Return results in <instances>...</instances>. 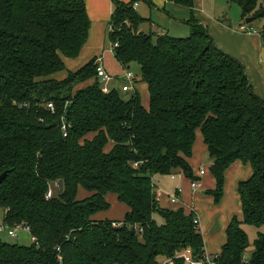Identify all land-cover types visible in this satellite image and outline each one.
I'll return each instance as SVG.
<instances>
[{"label": "trees", "instance_id": "obj_1", "mask_svg": "<svg viewBox=\"0 0 264 264\" xmlns=\"http://www.w3.org/2000/svg\"><path fill=\"white\" fill-rule=\"evenodd\" d=\"M135 1L112 0L108 39L124 69L137 65L148 107L136 90L104 93L95 58L54 77L65 69L62 58L77 57L88 38L82 0H0L1 220L28 225L35 238L25 245L0 234V264H185L187 250L194 261L210 264L196 213L161 207L153 181L175 170L198 180L187 161L198 129L216 182L206 193L215 202L233 161L252 169L237 186L242 219L229 222L212 264H264V230L248 251L242 227L264 228V99L203 24L190 18L183 37L146 32L140 27L149 19L138 14ZM168 1L193 6V0ZM223 1L237 5L243 20L252 18L245 25L260 22L264 45V0ZM79 186L89 195L76 198ZM108 192L128 206L119 225L91 218L109 207Z\"/></svg>", "mask_w": 264, "mask_h": 264}, {"label": "crops", "instance_id": "obj_2", "mask_svg": "<svg viewBox=\"0 0 264 264\" xmlns=\"http://www.w3.org/2000/svg\"><path fill=\"white\" fill-rule=\"evenodd\" d=\"M82 1L85 4L86 12L90 19L88 38L77 57L62 58L65 69L57 72L54 77L62 79L68 72L75 71L90 59L100 58L106 70L113 76L111 80L120 82L122 86L126 83L122 78L126 69L115 59L111 43L108 39L110 18L113 10L112 0ZM118 1L129 3L132 0ZM143 1L147 3L148 7L142 5ZM137 2L138 5L135 7V10L146 13L149 19L148 22L144 23L146 24L145 28L141 25L143 29H146V26L149 24L152 26L158 24L153 20V12L158 13L162 20L166 18L167 22L170 23L171 12L169 10H173V8L169 6H173L174 3L168 0H137ZM221 8L219 0H193V6L189 10L190 15L187 19L192 18L203 24L216 46L243 65L253 92L258 97L264 99V45L261 42L260 34L256 30L260 26V22L258 21L256 24L253 22L252 26H247V29H240V25H243L245 22L242 17L240 20H237L236 25H232L231 19L222 21L219 18L222 12ZM169 29L164 27L158 32L169 33ZM107 47L111 50L106 51L109 50ZM134 90L140 94L142 105L148 107L147 84L136 77L132 89L123 92L129 95ZM88 136H91V134ZM110 149L111 144L108 143L105 146V151H109ZM187 161L193 176L198 178L199 186L197 188L191 187L190 179L185 177L181 171L175 170L173 171L174 177H171V174H169L167 175L168 177L166 176L168 179L162 182L163 187L167 186V184L170 185L168 190L161 186L160 181L163 176L156 175L153 177L155 192L161 207L173 209L182 207L186 213L191 210L196 213L204 243V253L206 257L211 259L212 256L220 252L222 245L225 243L226 228L232 218L242 219V208L237 186L239 181L250 177L252 169L249 163H244L240 160L233 161L224 171L223 193L220 200L215 202L213 196L206 193V191L215 188L216 182L209 169L211 161L199 129L196 130L192 152ZM201 168H204L203 175L199 174ZM155 178H157L158 183L155 182ZM178 187L181 188V192L178 194L179 201L171 202V194H167V191H171L173 194ZM88 195V191L81 186L78 187L76 198L82 199ZM106 200L109 203V207L93 213L91 218L96 221L105 219L117 222L123 221L128 211V206L120 202L116 194L112 192L106 194Z\"/></svg>", "mask_w": 264, "mask_h": 264}, {"label": "rangeland", "instance_id": "obj_3", "mask_svg": "<svg viewBox=\"0 0 264 264\" xmlns=\"http://www.w3.org/2000/svg\"><path fill=\"white\" fill-rule=\"evenodd\" d=\"M219 3H220V7H222L221 8L222 12L220 13L219 18L223 20L224 17H226V19L224 21L231 19L232 25H236L237 20L241 19L239 7L235 4L227 5L223 0H219ZM142 5H146L148 7L147 3L144 1L142 2ZM209 6H210V4H209ZM169 7L173 8V10L168 9L171 12V13L169 12L171 15L170 23L167 22L166 18H165V20H162L159 17L160 15L158 13L153 12V15H152L153 20L156 21L158 24H155L153 26L147 25L146 26L147 28L143 29V30H145L146 32H150V30L152 32H158L159 30H162L165 27V28H170L169 34H172L174 36H182V37L186 36L190 31L189 19H187L188 16L190 15L189 9L182 7V6H178L176 4H173V6L170 5ZM138 13L140 16H142L144 18H148V15H146V13H144V12L141 13L140 11ZM256 23L257 22L255 21V24ZM145 25L146 24H142V26L144 28H145ZM171 25H172V27H171ZM107 48L109 49V47H107ZM110 50L111 49L106 50V51H110ZM130 71H132V73L134 75L137 74V71H138L137 65L132 64L130 67ZM99 84H101V83L99 82ZM112 87L117 91V93L120 96H128V95H126L127 94L126 92H123L121 90V83L120 82H118L116 80L109 81V88L113 89ZM161 176H163V178L160 181V183H161V186L163 187L162 182L166 181L168 179L167 178L168 176L167 175H161ZM154 180L156 183H158L157 178H155ZM163 188L164 189L166 188V190H168L170 188V185L167 184V186H165ZM167 192H168L167 194H172L171 191H167ZM2 216H3V212H2V209L0 208V219L2 218ZM155 218L158 222L161 221V217L156 215ZM243 229H245V232L247 233L248 240L250 243V246L248 247V251H249L251 249V243H252L253 239L256 237L257 231L259 229L264 230V228H257V227L252 226V225L244 224ZM0 234L9 243H19V244H25V245L31 243L30 236L27 233H25L23 230H18L16 236H9V235H7L6 232H0ZM213 257L214 256H212L211 259ZM185 264H189V263L186 262ZM194 264H201V262H195Z\"/></svg>", "mask_w": 264, "mask_h": 264}, {"label": "built area", "instance_id": "obj_4", "mask_svg": "<svg viewBox=\"0 0 264 264\" xmlns=\"http://www.w3.org/2000/svg\"><path fill=\"white\" fill-rule=\"evenodd\" d=\"M138 5V2L135 1L133 3V7L135 8ZM240 29H247V25L243 24L240 25ZM112 47V45H111ZM95 76L98 80V82H100L101 84V89L104 93L109 92L111 89L109 88V81H111V79L113 78V76L106 70L103 62L101 61L100 58H97L95 60ZM122 78L126 81L125 84H123L121 86V90L122 91H128L130 89H132V85L134 83V79H135V75L132 73V71L130 70H125ZM47 108H49L50 110H53V105L52 103H48L47 104ZM63 135H66V127L63 124L61 126ZM199 174L203 175L204 174V168H201L199 170ZM171 177H174V173H171ZM190 185L193 188H197L199 186V182L198 180H191L190 181ZM181 192V188H176L175 192L173 194L170 195V201L171 202H178L179 201V196L178 194ZM47 196L51 195V191L49 190L46 193ZM121 222H116L115 224L119 225ZM18 230H23L24 232L28 233V235L30 236L31 241H34L35 238L33 236L30 235V227L28 225L19 223V224H15L12 226H9L7 224H5L2 220L0 221V232H6L7 235L9 236H16L17 235V231ZM189 250L186 251L185 254H183L184 259L186 262H188L189 264H194L196 261H194L190 255H189ZM205 260L207 263L212 264V260L209 259L208 257H206L205 255Z\"/></svg>", "mask_w": 264, "mask_h": 264}, {"label": "water", "instance_id": "obj_5", "mask_svg": "<svg viewBox=\"0 0 264 264\" xmlns=\"http://www.w3.org/2000/svg\"><path fill=\"white\" fill-rule=\"evenodd\" d=\"M226 19V17H224V19L222 21H224ZM245 23H249L252 21L251 17H246L245 18ZM58 120H55L53 122H51L50 124L47 125V127H51V126H56L58 124ZM5 176V173H2L0 175V181L3 179V177ZM56 187H57V193L60 194L63 192V180L62 179H58L56 182Z\"/></svg>", "mask_w": 264, "mask_h": 264}]
</instances>
